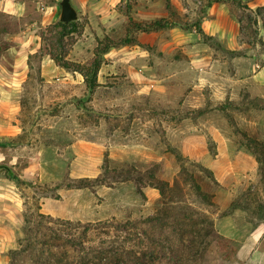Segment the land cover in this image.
I'll return each instance as SVG.
<instances>
[{
    "label": "rangeland",
    "instance_id": "obj_1",
    "mask_svg": "<svg viewBox=\"0 0 264 264\" xmlns=\"http://www.w3.org/2000/svg\"><path fill=\"white\" fill-rule=\"evenodd\" d=\"M59 1L0 8V163L19 177L0 169V264H39L10 250L58 218L101 222L87 245L123 249L129 264L144 251L161 264H264V0H72L68 59L88 64L99 41L116 42L92 92L48 53ZM128 168L132 179L77 182Z\"/></svg>",
    "mask_w": 264,
    "mask_h": 264
},
{
    "label": "trees",
    "instance_id": "obj_2",
    "mask_svg": "<svg viewBox=\"0 0 264 264\" xmlns=\"http://www.w3.org/2000/svg\"><path fill=\"white\" fill-rule=\"evenodd\" d=\"M132 20V19H131ZM130 20V21H131ZM135 26L138 28L148 27V28H157L163 26V21L158 19L153 21L152 23H147L143 25L139 22H133ZM54 27V28H53ZM78 28V21L73 20L69 23H64L61 21H57L53 23L49 30H55L54 37L52 38L51 44L53 43V48L48 52L51 58L61 67L66 70L77 71L82 74L84 78V82L89 91H94L98 86V72L102 64L103 56L106 52H108L112 47L116 46L115 41H111L109 38L105 40H101L98 42V45L95 48L94 56L88 64H83L79 62L72 61L66 57V52L60 49V44L63 41V38L75 32ZM7 30V29H5ZM42 36H45V32H41ZM134 41V39L125 37L118 44H127ZM248 145L251 148L258 149L259 146L255 141L251 138L246 139ZM7 144V141H0V146ZM264 160V154L261 157ZM105 169H108V156L105 155L104 158ZM0 169H4L6 171L7 176L15 181H19V177L14 171V169L4 163L0 164ZM128 168L126 173L122 174L123 171L118 169H113L112 172L115 175L112 177V180L108 181L106 177H96L95 179H91L89 177L80 178L77 180L79 186H93V181L101 180L102 182H109V184L113 183V180H127L132 179L133 174L130 175L132 171ZM131 176V178H130ZM150 179L153 180V184L159 189L161 194L166 192V186H164L165 181L161 180L157 175L152 172L150 175ZM140 185H144V181L142 176H139L138 179H135ZM160 182V183H158ZM169 184V183H168ZM41 217H44V213H39ZM40 217V218H41ZM159 216H149L147 220H153L152 223L157 220ZM177 218V222L182 224L184 227L188 218H192L188 214H184L183 217ZM53 222L57 224V226H52L49 228L48 235L44 237H38L35 233H33L32 229H29L25 236H21L18 239L19 246L17 248H13L10 250L11 259L16 258L19 254L30 252L32 256L31 259L39 264H129L128 259H126L124 255L123 249L121 251L119 249H115L112 246H96L93 243L87 245L89 242L90 231L94 228V226L100 224L101 222H86L82 223L80 220L73 219H54ZM117 227L121 226L124 229H129L132 224L131 220H126L124 223L116 222ZM39 224H42V220L39 221ZM187 230L193 233L196 231L193 227L187 228ZM146 232V231H144ZM192 235V234H191ZM189 236L186 242V246L193 249L194 242L196 241L195 236ZM138 243L144 244L142 240H138ZM185 245V243H183ZM193 244V245H192ZM48 249L46 255H44L42 247ZM42 249V250H41ZM141 254V255H140ZM135 261L133 264H161V261L166 257L165 254L156 255L154 251H144L135 255ZM180 258V257H178ZM177 258V259H178ZM46 260L47 263L43 261Z\"/></svg>",
    "mask_w": 264,
    "mask_h": 264
},
{
    "label": "water",
    "instance_id": "obj_3",
    "mask_svg": "<svg viewBox=\"0 0 264 264\" xmlns=\"http://www.w3.org/2000/svg\"><path fill=\"white\" fill-rule=\"evenodd\" d=\"M59 6V21L69 23L79 18L77 7L73 4L72 0H60Z\"/></svg>",
    "mask_w": 264,
    "mask_h": 264
},
{
    "label": "crops",
    "instance_id": "obj_4",
    "mask_svg": "<svg viewBox=\"0 0 264 264\" xmlns=\"http://www.w3.org/2000/svg\"><path fill=\"white\" fill-rule=\"evenodd\" d=\"M10 1V3H9ZM2 6V7H1ZM10 7V8H9ZM0 8L2 10H5L7 12H21V9L24 8V4L21 2V0H0ZM16 81L13 83L15 84ZM6 87L3 85L2 89H5Z\"/></svg>",
    "mask_w": 264,
    "mask_h": 264
}]
</instances>
